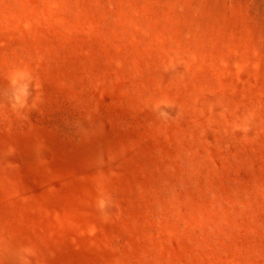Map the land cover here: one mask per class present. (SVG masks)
<instances>
[{
	"label": "rangeland",
	"instance_id": "obj_1",
	"mask_svg": "<svg viewBox=\"0 0 264 264\" xmlns=\"http://www.w3.org/2000/svg\"><path fill=\"white\" fill-rule=\"evenodd\" d=\"M0 264H264V0H0Z\"/></svg>",
	"mask_w": 264,
	"mask_h": 264
},
{
	"label": "clouds",
	"instance_id": "obj_2",
	"mask_svg": "<svg viewBox=\"0 0 264 264\" xmlns=\"http://www.w3.org/2000/svg\"><path fill=\"white\" fill-rule=\"evenodd\" d=\"M101 206L103 207V204Z\"/></svg>",
	"mask_w": 264,
	"mask_h": 264
}]
</instances>
